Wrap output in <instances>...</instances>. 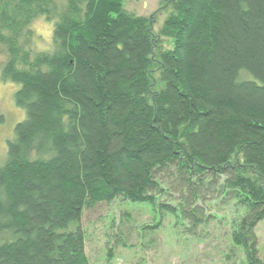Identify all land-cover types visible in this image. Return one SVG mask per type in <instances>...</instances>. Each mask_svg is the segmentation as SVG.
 Segmentation results:
<instances>
[{
    "label": "trees",
    "instance_id": "16d2710c",
    "mask_svg": "<svg viewBox=\"0 0 264 264\" xmlns=\"http://www.w3.org/2000/svg\"><path fill=\"white\" fill-rule=\"evenodd\" d=\"M126 1L0 0L26 113L0 166V264H91L83 216L118 200L221 241V264H264V0H169L157 32Z\"/></svg>",
    "mask_w": 264,
    "mask_h": 264
},
{
    "label": "rangeland",
    "instance_id": "374dc122",
    "mask_svg": "<svg viewBox=\"0 0 264 264\" xmlns=\"http://www.w3.org/2000/svg\"><path fill=\"white\" fill-rule=\"evenodd\" d=\"M56 1L59 5L67 2ZM170 5L165 0H127L125 7L150 18L157 32L166 20ZM53 28L54 23L48 22L45 17L35 19L32 23L35 38L31 43L34 51L51 49ZM162 40L167 46H172L171 40ZM7 59L6 49L0 44V118L3 119L0 122V166L7 162L8 142L14 136L16 125L26 118L25 111L18 108L14 101L19 86L2 79ZM228 211L225 208L222 214H228ZM148 225L153 228L145 233L142 229ZM82 227L87 239L86 254L91 264H221L220 251L225 248L224 244L218 246L221 241L214 240L212 243L214 237L202 242L191 237L186 240L184 236L178 240L175 218L168 216L162 222L158 209L120 200L86 210ZM257 233L264 256V223Z\"/></svg>",
    "mask_w": 264,
    "mask_h": 264
},
{
    "label": "flooded vegetation",
    "instance_id": "af4514ba",
    "mask_svg": "<svg viewBox=\"0 0 264 264\" xmlns=\"http://www.w3.org/2000/svg\"><path fill=\"white\" fill-rule=\"evenodd\" d=\"M165 1L169 2V0H165ZM159 13H160V12H159ZM159 13H158V15H159Z\"/></svg>",
    "mask_w": 264,
    "mask_h": 264
}]
</instances>
